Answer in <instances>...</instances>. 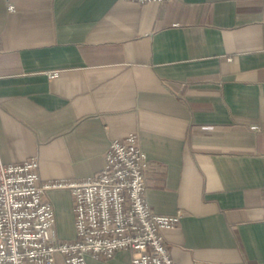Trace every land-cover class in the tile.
<instances>
[{"label":"crops","instance_id":"obj_1","mask_svg":"<svg viewBox=\"0 0 264 264\" xmlns=\"http://www.w3.org/2000/svg\"><path fill=\"white\" fill-rule=\"evenodd\" d=\"M11 1L0 162L36 157L43 183L88 179L113 140L137 133L149 205L180 215L162 232L175 264H264V0ZM47 195L57 223L69 216L60 239H74L71 192Z\"/></svg>","mask_w":264,"mask_h":264},{"label":"built area","instance_id":"obj_2","mask_svg":"<svg viewBox=\"0 0 264 264\" xmlns=\"http://www.w3.org/2000/svg\"><path fill=\"white\" fill-rule=\"evenodd\" d=\"M14 11L11 0H5ZM137 4L173 0H121ZM59 71L48 73L50 78ZM254 131L258 127H252ZM39 159L0 162V264H87L133 253L132 264H175L162 232L180 223V215L153 212L147 195L149 159L137 133L115 139L103 169L94 177L43 183ZM69 190L73 198L75 238L56 233V210L47 193Z\"/></svg>","mask_w":264,"mask_h":264},{"label":"rangeland","instance_id":"obj_3","mask_svg":"<svg viewBox=\"0 0 264 264\" xmlns=\"http://www.w3.org/2000/svg\"><path fill=\"white\" fill-rule=\"evenodd\" d=\"M55 233H57V236L59 238L67 237L72 233L70 222H69V216H66L65 218L59 219L56 228Z\"/></svg>","mask_w":264,"mask_h":264}]
</instances>
